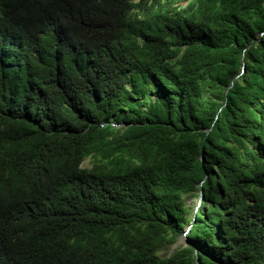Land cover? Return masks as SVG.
Segmentation results:
<instances>
[{
  "label": "trees",
  "instance_id": "1",
  "mask_svg": "<svg viewBox=\"0 0 264 264\" xmlns=\"http://www.w3.org/2000/svg\"><path fill=\"white\" fill-rule=\"evenodd\" d=\"M0 264H264V0H0Z\"/></svg>",
  "mask_w": 264,
  "mask_h": 264
},
{
  "label": "rangeland",
  "instance_id": "2",
  "mask_svg": "<svg viewBox=\"0 0 264 264\" xmlns=\"http://www.w3.org/2000/svg\"><path fill=\"white\" fill-rule=\"evenodd\" d=\"M82 167L83 168H90L89 162H87V161L84 162ZM201 200H202V198L200 197V192H198V191L192 195L187 196L185 198V205H186L187 210L191 211L192 213H195L196 210H198L200 207ZM188 228H186V229H188ZM187 231L188 230H185L183 232V234L175 240V243H166L163 246L162 250L160 251V255L168 256L173 252L175 247H178L181 244L185 245L187 243V241H186Z\"/></svg>",
  "mask_w": 264,
  "mask_h": 264
},
{
  "label": "clouds",
  "instance_id": "3",
  "mask_svg": "<svg viewBox=\"0 0 264 264\" xmlns=\"http://www.w3.org/2000/svg\"><path fill=\"white\" fill-rule=\"evenodd\" d=\"M126 74H127V73H126ZM126 74H125V75H126ZM126 87H127V85H126ZM153 98H155V97L153 96ZM84 162H86V161H84ZM84 162H83V164H84ZM83 164H82V166H83Z\"/></svg>",
  "mask_w": 264,
  "mask_h": 264
}]
</instances>
